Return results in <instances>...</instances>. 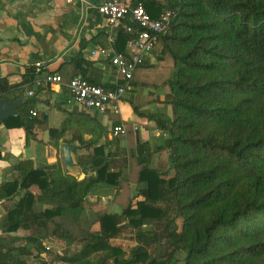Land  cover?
<instances>
[{
	"label": "trees",
	"instance_id": "obj_1",
	"mask_svg": "<svg viewBox=\"0 0 264 264\" xmlns=\"http://www.w3.org/2000/svg\"><path fill=\"white\" fill-rule=\"evenodd\" d=\"M133 3L142 4L153 19L166 12L174 15L160 38L157 63L146 62L137 72H159L160 88L165 89L160 104L171 108V115L133 109L155 124L164 143L154 146L146 140L140 152L135 146L123 149L124 135L110 134L108 126L84 111L77 121L79 131L67 142H78L88 152L79 158L83 180L67 175L61 164L36 167L33 160H23L12 168L17 178L0 184L5 209L0 264H27L34 251L46 249L42 242L47 238L81 247L61 257L63 264H169L149 253L152 243L167 238L186 253L185 264H264V0ZM130 38L119 30L118 53L126 51ZM93 65L78 56L71 79L83 76L93 85L114 88L90 79ZM135 77L133 87L138 86ZM18 88L0 79V99ZM35 104L29 99L16 111L21 116L8 119L5 126L22 128L28 139L35 138V126L45 124L33 116ZM70 123L71 118L61 130H49L56 145ZM123 124L113 122L114 128ZM85 134L91 139L85 140ZM121 153L127 154L125 163L113 171L111 164ZM155 155L159 161L152 167ZM166 170L173 173L168 180L161 177ZM131 184L144 187V200L135 202ZM102 186L116 190L113 203L121 213L100 210V233L95 234L83 225L82 216L91 206L90 195ZM171 205L182 219L180 230L175 220L167 221L162 235L141 230H161ZM123 227L141 230L129 258L113 243ZM32 229L39 235L16 236ZM8 255L13 259L6 263Z\"/></svg>",
	"mask_w": 264,
	"mask_h": 264
},
{
	"label": "crops",
	"instance_id": "obj_2",
	"mask_svg": "<svg viewBox=\"0 0 264 264\" xmlns=\"http://www.w3.org/2000/svg\"><path fill=\"white\" fill-rule=\"evenodd\" d=\"M106 1L91 0L93 5ZM118 32L119 30L111 29L95 9L86 7L80 0H73L71 3L65 0H0V79H7L9 84L20 86L4 98L14 101L24 97L26 102L35 99L33 112L37 114V120L45 119L43 126H35V138L29 139L22 128L9 129L5 124L0 126V184L17 178L18 174L12 168L23 160H33L36 167L61 164L65 172V145L77 146L78 163L80 156L88 154L78 142L67 143L79 131L77 121L83 117L84 110L73 104L65 84L75 75L74 63L78 56L94 63L93 69L89 70L92 71L89 76L91 80L106 83L112 68L100 58H92L91 52L98 47L116 50ZM48 74L60 75L64 85L44 83ZM26 78L31 79L24 85ZM39 82L41 85H38ZM30 92L34 94L32 97L29 96ZM87 113L96 117L103 125L108 126L110 123L109 115ZM69 118L71 123L68 131L56 145L57 138L53 140L49 130H61ZM151 124L153 123L150 122V127ZM154 131L159 133L156 128ZM83 137L85 140L91 139L88 134ZM152 137L154 136L150 134V139ZM104 142L103 139L100 144ZM121 147L125 149L123 145ZM80 169L82 175L78 179L83 180L86 175L81 166ZM89 174L94 176L93 173ZM94 194L96 193L91 195ZM113 194H116L115 189ZM101 197L106 201L113 196L101 194ZM97 203L98 200L90 202V209ZM111 212L120 213L121 207L114 203ZM4 214L5 209L0 205V220Z\"/></svg>",
	"mask_w": 264,
	"mask_h": 264
},
{
	"label": "rangeland",
	"instance_id": "obj_3",
	"mask_svg": "<svg viewBox=\"0 0 264 264\" xmlns=\"http://www.w3.org/2000/svg\"><path fill=\"white\" fill-rule=\"evenodd\" d=\"M161 47H159L153 54L152 59H150V62L157 63L158 56L160 53ZM168 63H165L163 65H158L160 68L167 66ZM151 74V75H150ZM135 80H138V86H134V91L129 92L125 95L124 99L119 102V115L117 118H114L112 115H109V121L108 129L110 134H112V131L114 129L113 122L115 119L123 120V128L126 132L123 138V146L125 149L132 148L135 146V150L137 149L138 152L142 150V144L144 140H148L149 143L151 142L154 146L162 145L164 143V136L161 134L160 137H156L157 133L154 131V123L151 124L152 127H150V121L147 118L139 117L138 114L134 112V108L137 107L140 111H153V112H167L169 115H171V108L164 109L163 105L160 104V98L164 96L165 89L162 90V79H159V72L155 71L150 73V71L147 73V75L144 76L142 71L136 74ZM156 87H159L160 89H156ZM114 115V114H113ZM112 116V117H110ZM150 134H152L154 137L150 139ZM151 140V141H150ZM139 141V142H138ZM126 153H121L118 155L117 158L113 160V162H117L116 164H111V168L114 169V171H118L120 167L125 163V157ZM166 157V156H165ZM167 158V157H166ZM159 161L158 155H155L153 157V161L151 163L152 167H156ZM173 176V173L166 170L162 173L161 177L163 179H170ZM123 180H126V177L123 178ZM133 185V187H132ZM143 186H139L137 184H131V193L133 198L135 199V202H138L140 200H144L147 193L143 190ZM96 190L94 195H91V198H89L90 202H95L98 200V203L93 205V208L90 207L87 210L94 211L93 213L86 212L82 216V222L83 225L89 229L92 230L93 233L99 234V226H98V212L102 210L104 207L108 210L112 211L114 207V198L115 195L114 189L109 186H102L101 188ZM102 195H112V199H108L104 201L101 197ZM96 195L98 197H96ZM159 206H165L164 203L159 204ZM121 213V212H120ZM91 214V215H89ZM175 220V224H177L178 229H181L182 219L177 218V210L174 208L173 205H171V209L168 211V218L162 223V229L159 230L155 226H146L143 229V232L151 231L158 234H163V230L166 227L167 221ZM2 219L0 220V222ZM141 230H136L130 227H123L122 233L119 236L118 239L114 240L113 243L122 247V249L127 253L128 258L130 257V250L137 244L138 240L136 239V233H138ZM0 234H2L0 230ZM32 235V236H38L39 232L32 229V230H20L16 236H20V238H23L25 236ZM24 242L21 241L19 244H23ZM43 245L46 248L45 250L41 251L40 253L37 251H34V255L31 257L26 258L27 264H63L60 260L63 256H71L75 254L77 251L81 249L78 245H72L67 246L64 242L59 241L54 238H47L43 239ZM48 248V249H47ZM149 253L151 259H156L158 262H170L169 264H185V258L186 253L179 247V245L176 243L175 240L172 239H162L160 241H156L152 243L149 246ZM92 258H97L96 255H92ZM172 258V260L170 259ZM13 259L12 255H8L5 259L6 263L11 262Z\"/></svg>",
	"mask_w": 264,
	"mask_h": 264
},
{
	"label": "built area",
	"instance_id": "obj_4",
	"mask_svg": "<svg viewBox=\"0 0 264 264\" xmlns=\"http://www.w3.org/2000/svg\"><path fill=\"white\" fill-rule=\"evenodd\" d=\"M65 1L71 3L73 0ZM80 1L86 7L95 9L111 29L122 30L131 38L124 53L105 47H98L91 52L92 58H100L112 68L109 80L104 84L114 88L106 89L93 85L83 76L71 79L65 87L73 104L81 110L105 116L118 115L119 102L127 93L134 91L132 81L136 73L152 59L161 36L166 34L172 25L174 15L166 12L160 18L153 19L142 4H134L132 0H107L100 5H93L91 0ZM44 83L64 85L63 78L58 74H48ZM33 95V92L29 93L30 97ZM32 114L37 116L34 112ZM112 134L125 135L126 132L123 126H117Z\"/></svg>",
	"mask_w": 264,
	"mask_h": 264
},
{
	"label": "water",
	"instance_id": "obj_5",
	"mask_svg": "<svg viewBox=\"0 0 264 264\" xmlns=\"http://www.w3.org/2000/svg\"><path fill=\"white\" fill-rule=\"evenodd\" d=\"M25 103L26 99L24 97H20L14 101L6 98L0 99V126L10 118L21 116L17 114L16 111ZM76 150V145H65L63 147V164L66 174L78 179L81 177L82 173L77 160Z\"/></svg>",
	"mask_w": 264,
	"mask_h": 264
}]
</instances>
